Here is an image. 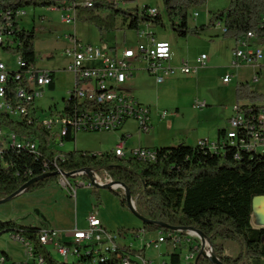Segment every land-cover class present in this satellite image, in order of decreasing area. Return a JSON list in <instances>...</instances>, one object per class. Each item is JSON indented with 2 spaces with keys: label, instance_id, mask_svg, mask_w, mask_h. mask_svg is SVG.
<instances>
[{
  "label": "trees",
  "instance_id": "trees-1",
  "mask_svg": "<svg viewBox=\"0 0 264 264\" xmlns=\"http://www.w3.org/2000/svg\"><path fill=\"white\" fill-rule=\"evenodd\" d=\"M207 0H163L165 14L171 28L180 38L198 36L207 28L219 22L225 28L224 38L238 40L254 32L264 41V0H230L227 9L210 14L207 25L197 28L189 26V16L193 10L203 7ZM52 0H0V10L19 7H50ZM142 16L138 10L126 13L117 2L100 0L92 8L78 7V21L95 25L100 32L119 30L118 17L123 18V26L139 30L142 23L164 27L163 15L158 11L154 17ZM143 14L145 16H143ZM19 33V34H18ZM22 41V52L28 64L36 63L34 29L17 32ZM51 89H54L52 84ZM237 105L248 118L257 115L264 105V95L254 90L249 83L236 86ZM85 108V105H80ZM95 108V107H92ZM68 110V104H65ZM123 128V127H122ZM122 128L119 130L121 131ZM9 130L22 139H30L37 144V150H12L7 156L8 167L0 168V200L50 188L59 183L60 172L74 174L82 170L107 175L114 182L124 184L130 191L138 213L149 222L143 223L148 233L169 231L174 228H194L202 232L213 244L215 255L224 264H264V228L252 225L254 197L264 195V156L236 150L225 154L211 152L207 147L178 145L154 149L157 161L144 162L134 157H119L114 152L100 155L87 151H69L56 154L50 148L54 139L52 132L32 124L20 123L0 114V130ZM118 132V131H117ZM225 129L218 131V138L224 137ZM124 134L121 139H126ZM71 133L65 142L75 141ZM40 178L22 190L32 180ZM84 182L89 175L82 176ZM123 207H129L128 200L118 189L113 190ZM43 220V219H42ZM44 221V220H43ZM166 225L167 227H163ZM40 227L22 225L14 220H0V233H18L30 240L36 253L43 256L47 264H120L115 256H106L92 263V257L81 260L60 262L37 245ZM218 240L237 243L241 252L233 258L225 254V246ZM42 250V251H40ZM144 250L134 251L143 254ZM180 257H172V264H180ZM200 264H213L201 259Z\"/></svg>",
  "mask_w": 264,
  "mask_h": 264
},
{
  "label": "built area",
  "instance_id": "built-area-1",
  "mask_svg": "<svg viewBox=\"0 0 264 264\" xmlns=\"http://www.w3.org/2000/svg\"><path fill=\"white\" fill-rule=\"evenodd\" d=\"M98 1L52 0L53 5L47 8L52 11H65L66 14H62V22L70 26L78 20V7L92 8ZM25 9L26 7H19L0 10V112L13 118L15 122L28 124L36 122L40 128L52 132L54 136L50 144L52 149L55 146H63L64 139L70 133L76 137L80 132H117L130 120L138 124L140 133L147 134L151 131L150 109L123 89L127 81L134 77L137 62L146 65L144 73L154 77L158 85L165 84L177 73L184 75L197 73L208 64V57L201 55L193 67L187 62H183L179 68L172 67V45L169 42L156 41L152 32L141 29L138 30L141 41L137 48H126L121 52L117 50L103 52L100 47L84 43L73 34L65 35L64 40L68 43L65 49V55L68 58L66 69L74 75L75 86L65 100L62 110L51 109L50 116L42 117L39 114L40 107H33V100L42 98L52 86L55 71L41 69L36 63L28 64L20 51L22 41L17 32L26 29L22 25L23 17L27 14ZM146 10L147 16L154 17L158 14V10L151 7ZM194 16L197 18L198 13ZM217 25L222 27L223 32L226 31L220 22ZM11 53L15 54V60L4 58V55ZM232 62L235 68L245 65L254 69L264 63V45L258 43L254 32H249L236 40ZM231 80V76L224 78L225 83H230ZM65 104H68V110H65ZM80 105L86 107L81 108ZM205 106V103L195 104L196 109H202ZM233 111L234 114L230 118L229 127L225 129L224 137L214 142L203 139L197 145L207 147L214 153L219 151L221 154L236 150V158L241 155V150L264 156V108L257 115H250V118L239 105H236ZM169 115L170 113L165 111L161 117L166 119ZM126 140L127 138L121 139L113 152L126 153L129 157L148 163L157 161L154 149L137 148L127 152ZM27 149H30V144L20 142L15 136H9L5 131L0 130V168L9 166L7 156L10 151ZM59 157L62 156L59 154ZM84 174L87 173L82 170L71 174L70 178H82ZM90 174V182L81 180L73 184L63 172H60L59 183L70 193L72 191L75 193L80 186L92 188L95 185L102 187L107 184L96 172ZM104 178L109 179L107 175H104ZM111 182L112 180L109 183ZM119 188L123 189L121 185L116 189ZM87 222L85 229L76 227L65 232L42 225L37 236H40L41 242H45L61 258H73L74 262L86 256L92 257V263L105 259L106 256H115L118 261H125V264H153L142 254H135L134 251L137 250L134 249L133 244L123 243L124 245L120 246L118 240L121 235L118 236L108 230L97 212L92 211ZM146 233L141 228L129 234L126 233L128 235L125 236L139 239L142 243L141 250L144 251L153 247L158 248L160 245L170 247L168 256H170L171 264L174 256H179L180 260L183 258L185 264H200L201 259L211 261L214 254L212 242L207 237H202L193 228L161 231L158 238L152 240H146ZM5 234H9L14 242L23 245L27 259L17 262L2 250L0 264H46L43 257L36 253L34 246H31L30 240L18 236V233ZM1 236L3 234L0 233Z\"/></svg>",
  "mask_w": 264,
  "mask_h": 264
},
{
  "label": "rangeland",
  "instance_id": "rangeland-1",
  "mask_svg": "<svg viewBox=\"0 0 264 264\" xmlns=\"http://www.w3.org/2000/svg\"><path fill=\"white\" fill-rule=\"evenodd\" d=\"M103 1L117 2L118 7L127 13H135L138 10L141 16L142 10L146 6L158 10L163 15L164 27L146 22L141 24L140 29L153 32L158 42L172 44L174 68H179L182 61L193 67L201 55L208 57L207 66L199 72L191 75L177 73L167 84L158 85L154 77L139 71L124 87L127 94L151 109L154 115L165 111L179 112L178 117L168 118L162 121L161 125L155 127L154 132L159 136L162 144L174 145L181 138H184L185 142L189 144H195L200 138H208L214 142L218 131L229 127L230 118L234 114L233 109L237 105L236 86L238 83H249L254 90L264 95V68L259 70L257 81H255L257 75L251 68L234 69L232 49L236 42L233 39L224 38L221 35L220 26L207 28L198 36L180 38L171 28V23L165 14L163 0ZM229 4L230 0H208L203 7L191 12L189 23L191 26L193 23H204L210 15L208 10L215 13L227 9ZM25 11L27 14L23 17L22 25L29 31L34 29L37 65L41 68H50L57 73L56 90L53 93L46 91L44 96L37 100L36 107L44 108L43 111L41 108L39 109V114L42 117L50 116L48 110L50 105L55 110L54 101L56 109L62 110L64 101L75 86L74 75L64 70L68 62L65 55L67 42L63 39L65 35L75 33L84 42L100 47L103 52L109 51L113 47L117 48L118 52L125 48L135 49L141 41L137 30H130L128 26L122 25V17H118L119 30L100 32L95 25L87 22L77 21L73 25H65L62 22V14H66V12L63 10L52 11L45 7H26ZM196 12L199 13L197 18L194 16ZM4 58L15 60L16 57L14 53H11L4 55ZM143 68H146V65ZM226 76L232 77L231 83L224 82ZM51 96L54 101L50 100ZM197 102L205 103L206 107L196 109ZM261 105H264V101ZM168 121L172 122V129L168 128ZM136 128L137 124L134 120L127 123L128 130L136 131ZM2 131L7 134L11 133L5 129ZM138 138V135L134 133L129 138L130 144H133ZM146 138H150L149 134H145L142 139ZM120 141L119 132H80L75 141L65 142L63 146H55L53 150L56 154L78 150L99 155L101 152H110ZM127 157H129L128 154ZM100 176L107 184L110 182L109 179L104 178V175L100 174ZM69 180L75 184V181H83V178L76 177L69 178ZM89 181L91 180L89 179ZM53 187L57 191L48 199L40 196L34 203L25 200L37 192L47 190L45 189L0 204V220H14L22 225L37 227L49 225L56 230H67L70 228V224L76 222L81 229H85L88 225L89 214L93 210H97L99 218L103 220L108 230L118 236L121 235L118 240L120 246L125 242L127 245L133 244L135 250H141L142 243L139 239L125 235L143 228V222L135 216L129 207H123L119 198L111 190L95 186L92 188L80 186L77 187L75 193L73 191L70 193L60 183ZM118 190L123 194V189L119 188ZM33 205H38L43 209L48 222L37 216V213L32 210ZM252 225L257 228L255 217L252 218ZM158 235L159 232H147L145 238L152 240L158 238ZM217 243H222L225 246V254L233 258L239 257L241 248L237 243L221 240H218ZM2 250L17 262L27 259L23 245L14 242L9 234L0 237V253ZM49 250L55 260L65 262L52 248ZM166 251H168L167 246L160 245L158 248L147 249L142 255L147 260H151L153 264H171L170 256L165 255ZM73 260L71 258L68 262L73 263ZM180 264H185L183 258Z\"/></svg>",
  "mask_w": 264,
  "mask_h": 264
},
{
  "label": "crops",
  "instance_id": "crops-1",
  "mask_svg": "<svg viewBox=\"0 0 264 264\" xmlns=\"http://www.w3.org/2000/svg\"><path fill=\"white\" fill-rule=\"evenodd\" d=\"M209 11V13L211 14L212 12L210 11V10H208ZM35 13V12H34ZM196 13H198V12H196ZM198 17H199V13H198ZM34 21V20H33ZM78 21V20H77ZM209 21H210V15H208V18H207V21L206 22H204V23H202V22H200L201 24H198V23H196V24H192V26H191V24L189 23V26L191 27V28H197V27H200V26H203V25H207L208 23H209ZM223 26V25H222ZM216 27H219L218 25H216L215 26V28ZM140 30V29H139ZM221 35H223L224 34V32H223V30H222V27H221ZM153 33V32H152ZM73 35H75L80 41H82V42H84L81 38H79L75 33L73 34ZM153 35H155L154 33H153ZM257 38H258V43L259 44H261V45H264V41H261L260 39H259V37L257 36ZM63 39H64V37H63ZM67 42V41H66ZM235 42H236V40H235ZM84 43H87V42H84ZM68 44V43H67ZM67 44H66V47H67ZM87 44H90V43H87ZM171 44V43H170ZM91 45H94V44H91ZM172 45V44H171ZM95 46V45H94ZM235 47H236V43H235ZM235 47L232 49V51H234V49H235ZM126 49V48H125ZM110 50H117L118 51V49L117 48H110ZM124 49H122V51H123ZM173 56H174V53H173V55H172V59H171V66L172 67H174L173 66ZM184 61H182V63H183ZM36 65H37V62H36ZM145 64L144 63H141V62H137V70H136V72H143L144 73V68H143V66H144ZM38 66V65H37ZM181 66V65H180ZM179 66V67H180ZM39 67V66H38ZM242 67H246V68H251L252 70H253V73H255L256 75H257V80H258V76H259V70H261V68H264V63H262L258 68H252V67H249V66H242ZM39 68H41V67H39ZM67 68V67H66ZM66 68L64 69L65 71H67L66 70ZM240 68V67H239ZM41 69H50V68H41ZM234 69H238V68H235L234 67ZM136 72H135V74H136ZM56 76H57V73L55 72L54 73V83H53V86H54V89H51V87L47 90V91H49L50 93H53L55 90H56ZM135 76V75H134ZM132 79V78H131ZM130 79V80H131ZM172 79V78H171ZM171 79H169L165 84H167ZM130 80H128L127 82H129ZM256 80V78H255V81H257ZM231 83V82H230ZM127 84V83H126ZM126 84L124 85V87L126 86ZM164 85V84H163ZM123 87V89L124 90H126L125 88ZM50 100H53L54 101V98H53V96H51V98H50ZM65 102V101H64ZM54 105V107H55V109L57 108L56 107V104H55V101H54V103H53ZM40 107V106H39ZM206 107V106H205ZM41 108V107H40ZM64 108V107H63ZM42 109V111H43V109L44 108H41ZM53 110V108H52V106L50 105L49 106V109L48 110ZM203 109V108H202ZM45 111V110H44ZM179 112L178 111H175L174 113H170V115H169V117H167L166 119H162V117H161V114L162 113H157L156 115H154V113H153V111L150 109V119H151V125H152V129H151V131L149 132V133H147V134H149V136H150V138L148 139V138H146V139H142L143 137H144V133H140L139 132V128H138V124H137V128H136V131H130V130H128L127 129V123L129 122V121H127L125 124H124V126H123V128H122V130L121 131H118L119 133H120V140H121V138L123 137V135L124 134H126L127 135V140H126V151L127 152H129V151H132V150H134V149H137V148H145V149H159V148H163V147H170V146H178V145H182V144H184V145H188V146H196L197 144H198V141H200V140H203V139H207V140H209V141H212V140H210V139H208V138H200L195 144H189V143H186L185 141V139L184 138H181V139H178L177 141H178V143L177 144H174V145H167V144H162V142H161V139L159 138V136H157V134L154 132L155 131V127L157 126V125H161L162 124V121H165V120H167L168 118H171V117H173V116H175V117H178V114ZM167 126H168V128L169 129H172L171 127H172V122L171 121H168V123H167ZM134 133H136V135H138V140H136V141H134L133 142V144H130V141H129V138H131L133 135H134ZM216 138L218 139V136L217 137H215V140H216ZM214 140V141H215ZM118 145V144H117ZM116 145V146H117ZM116 146L114 147V149L116 148ZM114 149H111L110 151L111 152H113V150ZM104 152H101V153H99V155L100 154H103ZM54 185H52L50 188H48L46 191H43V192H37V193H35L34 195H32V196H29V197H27L25 200H29L31 203H34V202H36L37 201V199L40 197V196H44L45 197V199H48L49 197H52V195L57 191V189L56 188H54L53 187ZM36 200V201H35ZM32 210H34L36 213H37V216H39L41 219H43L45 222H48V219H47V217H46V215L44 214V211H43V209L42 208H40L38 205H33V207H32ZM93 211H95V212H97V210H93ZM98 213V212H97ZM102 222H103V220H102ZM104 223V222H103ZM49 226V225H48ZM49 227H51V226H49ZM69 229H67V230H58V231H63V232H65V231H70V230H72V229H74V228H80L79 227V225H77L76 224V222H73L72 224H70L69 225ZM51 228H53V227H51ZM53 229H55V228H53ZM124 244H125V242H124ZM168 248V251H166V253H165V255L166 256H168L169 255V252L171 251V248L170 247H167ZM146 252V251H145ZM151 261V260H150ZM152 262V261H151Z\"/></svg>",
  "mask_w": 264,
  "mask_h": 264
},
{
  "label": "water",
  "instance_id": "water-1",
  "mask_svg": "<svg viewBox=\"0 0 264 264\" xmlns=\"http://www.w3.org/2000/svg\"><path fill=\"white\" fill-rule=\"evenodd\" d=\"M127 13V12H126ZM85 172L87 173V175H89V177L91 178V174H90V170H85ZM64 176L66 178H70L72 175L71 174H66V173H63ZM38 180H40V178H36L34 180H32L31 182H29L22 190L26 189L27 187H29L31 184L37 182ZM119 185H121L124 189V192H125V195H126V198L128 200V205H129V208L131 209V211L135 214V216L137 218H139L143 223H147L149 222L146 218H144L143 216H141L139 213H137L136 211V208H135V202L132 198V195L129 191V189L122 183H119V182H114L112 181L111 183H108L102 187H100L99 185H95V187H98V188H104V189H109L111 191L115 190ZM13 197L14 196H10L4 200H0V204H4V203H7V202H10L13 200ZM252 207H253V217H255L256 219V225H257V228L259 229H262L264 228V195L263 196H256L254 197L253 199V202H252ZM163 227H167L166 225H163ZM175 229V228H174ZM174 229H171V230H174ZM182 229H187V228H182ZM194 229V228H193ZM196 230V229H195ZM199 234H201L202 237H206L202 232L196 230ZM211 262L213 264H224L216 255L215 253L213 254L212 256V259H211Z\"/></svg>",
  "mask_w": 264,
  "mask_h": 264
},
{
  "label": "bare ground",
  "instance_id": "bare-ground-1",
  "mask_svg": "<svg viewBox=\"0 0 264 264\" xmlns=\"http://www.w3.org/2000/svg\"><path fill=\"white\" fill-rule=\"evenodd\" d=\"M36 103H37V100H33V107H36ZM0 114H1V112H0ZM11 120H13L14 121V119L13 118H10ZM7 134V133H6ZM9 136H15L16 137V139H18L20 142H23V143H27V144H30V149H27V151H31V152H35L36 150H37V145H36V143L34 142V141H32V140H30V139H22V138H20L19 136H16V135H14L13 133H10V134H8ZM117 156H119V157H122V158H125V157H127V154L126 153H116V152H114ZM90 173H94L93 171H90ZM18 236H20V237H24V236H22L21 234H18ZM37 245H38V247L39 248H42L43 250H45V251H47V253L52 257V254H51V251L49 250V249H51V248H49V246H47V244H45V242H41V238H40V236H37ZM31 246H34L33 245V243L31 242ZM40 251H42V250H40ZM58 254V253H57ZM40 257H43V256H41V255H39ZM53 258V257H52ZM43 260H45L44 259V257H43ZM65 262H68L69 261V259H63ZM46 262V261H45ZM47 264V263H46ZM120 264H125V261H121L120 262Z\"/></svg>",
  "mask_w": 264,
  "mask_h": 264
}]
</instances>
